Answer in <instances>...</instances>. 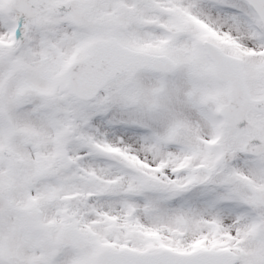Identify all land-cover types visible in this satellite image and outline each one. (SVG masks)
<instances>
[{"label": "snow or ice", "instance_id": "obj_1", "mask_svg": "<svg viewBox=\"0 0 264 264\" xmlns=\"http://www.w3.org/2000/svg\"><path fill=\"white\" fill-rule=\"evenodd\" d=\"M0 264H264V0H0Z\"/></svg>", "mask_w": 264, "mask_h": 264}]
</instances>
